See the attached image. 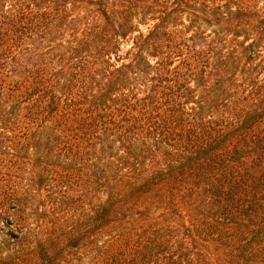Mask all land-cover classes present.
I'll return each instance as SVG.
<instances>
[{
    "label": "trees",
    "instance_id": "obj_1",
    "mask_svg": "<svg viewBox=\"0 0 264 264\" xmlns=\"http://www.w3.org/2000/svg\"><path fill=\"white\" fill-rule=\"evenodd\" d=\"M0 264H264V0H0Z\"/></svg>",
    "mask_w": 264,
    "mask_h": 264
},
{
    "label": "rangeland",
    "instance_id": "obj_2",
    "mask_svg": "<svg viewBox=\"0 0 264 264\" xmlns=\"http://www.w3.org/2000/svg\"><path fill=\"white\" fill-rule=\"evenodd\" d=\"M68 216H70V212H69Z\"/></svg>",
    "mask_w": 264,
    "mask_h": 264
}]
</instances>
